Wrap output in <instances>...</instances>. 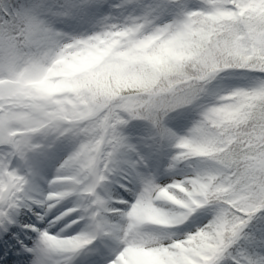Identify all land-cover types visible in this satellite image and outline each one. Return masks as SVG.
<instances>
[{"label":"snow or ice","instance_id":"snow-or-ice-1","mask_svg":"<svg viewBox=\"0 0 264 264\" xmlns=\"http://www.w3.org/2000/svg\"><path fill=\"white\" fill-rule=\"evenodd\" d=\"M0 264H264V0H0Z\"/></svg>","mask_w":264,"mask_h":264}]
</instances>
